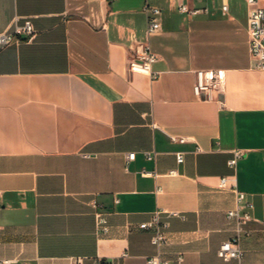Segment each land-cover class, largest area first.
Returning a JSON list of instances; mask_svg holds the SVG:
<instances>
[{
  "label": "crops",
  "instance_id": "1",
  "mask_svg": "<svg viewBox=\"0 0 264 264\" xmlns=\"http://www.w3.org/2000/svg\"><path fill=\"white\" fill-rule=\"evenodd\" d=\"M225 1L226 13L221 0H0V32L26 18L35 28L33 41L0 47V259L264 264V70L253 68L245 2ZM145 4L160 9L151 33ZM138 42L157 55L153 77L128 69ZM217 69L223 91L196 97L195 72ZM220 177L253 204L240 259L216 255L236 236L226 212L237 194ZM156 210L168 223L160 249L139 227Z\"/></svg>",
  "mask_w": 264,
  "mask_h": 264
},
{
  "label": "built area",
  "instance_id": "2",
  "mask_svg": "<svg viewBox=\"0 0 264 264\" xmlns=\"http://www.w3.org/2000/svg\"><path fill=\"white\" fill-rule=\"evenodd\" d=\"M214 1V0H211ZM221 11L226 13L228 6L225 0H221ZM247 6V25L246 31L248 35V46L250 57L253 62V68L264 70V0H243ZM178 10L181 13L198 14L208 12L207 7H189L185 3H180ZM144 11L148 14L147 33L154 32L159 29L158 14L160 9L156 6L145 4ZM23 35V38L20 36ZM35 37V28L29 18L23 20L21 25L13 24V29H6L0 32V47L9 45L13 42H31ZM157 60V55L153 53L146 42H138L133 56L128 60V69L130 72H138L154 76L151 65ZM225 85V71L217 70H197L195 72V81L193 84V94L201 99L214 100L217 95L223 91ZM185 139H178V142L183 143ZM243 151L236 150L233 157L229 159L228 165L234 167L237 159L242 156ZM148 159L153 157V153H146ZM127 160L135 158V153H128ZM176 161L181 163L183 161V153H176ZM170 174H175V170H171ZM146 175H151V172H145ZM218 189H231L237 194V206L226 212V217L234 221L236 236L230 240L220 243L216 255L223 261L230 259H240L243 256V250L239 246V236L243 233L245 225L252 219L251 210L253 204L246 201L244 192L236 189L235 184H227V177H220L217 185ZM159 191V189H157ZM94 209L95 233L98 236L108 233V219L106 213L100 209L97 202L92 201ZM162 211L156 210L151 215L147 222L139 225L141 229L151 228L153 233L151 236V243L160 249L167 242L165 229L167 227L166 221L160 220ZM127 252H122L117 259H97L92 264H121L120 260L127 257ZM183 259L182 254L175 257V261L180 263ZM147 264H170V260L162 258L159 254L150 256L146 259ZM13 259H0V264H11ZM75 264H80V260L76 259Z\"/></svg>",
  "mask_w": 264,
  "mask_h": 264
}]
</instances>
